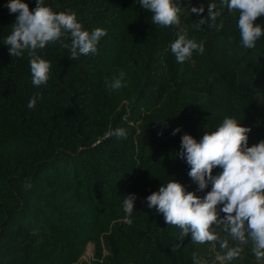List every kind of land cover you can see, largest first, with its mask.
<instances>
[{"label": "trees", "instance_id": "trees-1", "mask_svg": "<svg viewBox=\"0 0 264 264\" xmlns=\"http://www.w3.org/2000/svg\"><path fill=\"white\" fill-rule=\"evenodd\" d=\"M24 2L34 10L36 0ZM7 3L0 0V264H194L193 253L202 264L205 243L191 234L181 241L146 197L174 179L201 197L211 189L197 191L178 155L184 133L199 140L231 117L251 128L249 146L264 140V36L244 47L239 12L222 0H173L189 38L204 44L181 64L170 48L176 27L155 25L138 0H44L107 35L75 60L59 40L38 50L51 67L36 87L27 50L12 57L3 43L16 20ZM209 4L220 15L196 29ZM254 24L264 28V15ZM120 71L126 86L110 89ZM115 128L126 138L110 136ZM133 193L128 216L123 199ZM222 233L220 252L239 249L228 264H264L247 233L242 244ZM89 242L94 258L81 261Z\"/></svg>", "mask_w": 264, "mask_h": 264}, {"label": "clouds", "instance_id": "clouds-1", "mask_svg": "<svg viewBox=\"0 0 264 264\" xmlns=\"http://www.w3.org/2000/svg\"><path fill=\"white\" fill-rule=\"evenodd\" d=\"M138 2L142 8L152 13L151 20L155 25L176 27V38L170 48L177 63H184L192 57L194 51L201 55L204 53L203 42L197 43L194 37L189 38L187 27L181 26L179 13L182 9L173 0ZM222 2L229 11L239 12L238 28L242 45L249 49L254 48L256 41L264 36V28L260 24H254L258 17L264 15V0ZM7 8L10 13L16 14V20L3 43L9 46L12 57H20L27 50L32 84L36 87L47 83L51 67L38 54V50L45 48L49 42L59 40L62 41V47L70 50L68 58L75 60L81 55L95 54L99 40L107 35V31L101 27L91 31L84 29L71 9L54 12L50 6H45L44 0H36L34 10H30L24 0H8ZM215 8V4H209L208 15L195 21L194 27L199 29L208 20L214 22L220 15ZM203 12V6L191 8V13ZM65 40L70 43H63ZM125 75L120 71L108 87L120 89L126 86L123 83ZM36 103V96H33L28 107L34 108ZM250 131L251 128L241 125L236 119L225 117L215 131L204 132L199 140L188 133L182 135L178 155L190 167L189 177L197 184V191L203 192L209 185L211 189L201 197L196 192L187 191L181 182L174 179L161 184L158 191L146 197L149 208L154 207L163 215L166 224L177 226L181 230V241L191 234L192 242H215L217 236L213 232L223 224L225 230L238 241H245L247 233V237L256 246V255L264 256V140L249 146L247 134ZM178 132L179 127L173 129L172 135ZM109 135L126 138L127 133L123 128H115ZM214 168L220 169L215 175ZM26 187H31L30 182ZM135 200L134 193L124 196L123 211L128 216L134 210ZM126 223L131 225L133 221L129 218ZM89 244L94 248L86 256ZM222 247L226 248L227 244ZM93 249L95 252L94 243L89 242L80 257L81 261H87L83 257L89 259L93 255ZM238 252L239 249H229L223 258L231 260ZM192 258L194 264H200L195 253Z\"/></svg>", "mask_w": 264, "mask_h": 264}, {"label": "rangeland", "instance_id": "rangeland-1", "mask_svg": "<svg viewBox=\"0 0 264 264\" xmlns=\"http://www.w3.org/2000/svg\"><path fill=\"white\" fill-rule=\"evenodd\" d=\"M220 215L222 216L223 214L220 213ZM224 227L225 226L223 224H221V226H219L218 229L215 231L216 232L215 235L220 236L219 240L216 239L215 242L214 241L205 242V244L203 246V250L200 252V256L203 257L202 258V264H228V259L223 258L226 255L224 253L220 252V250L217 247V245H219V243L221 244L226 239V236H224L222 233V229ZM235 241L238 244L243 243V242L238 241L236 239H235ZM93 248H94V246H93ZM90 252L91 251L88 250L86 256L88 254H90ZM92 256H94V249H93V255ZM92 256L89 259H85V257H83V260L90 261L93 258Z\"/></svg>", "mask_w": 264, "mask_h": 264}, {"label": "bare ground", "instance_id": "bare-ground-1", "mask_svg": "<svg viewBox=\"0 0 264 264\" xmlns=\"http://www.w3.org/2000/svg\"><path fill=\"white\" fill-rule=\"evenodd\" d=\"M88 250H90V249H87L86 252H85V254H87V251H88ZM90 251H91V250H90Z\"/></svg>", "mask_w": 264, "mask_h": 264}]
</instances>
